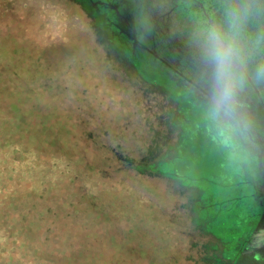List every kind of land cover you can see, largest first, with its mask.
Returning a JSON list of instances; mask_svg holds the SVG:
<instances>
[{"label":"rangeland","instance_id":"rangeland-1","mask_svg":"<svg viewBox=\"0 0 264 264\" xmlns=\"http://www.w3.org/2000/svg\"><path fill=\"white\" fill-rule=\"evenodd\" d=\"M178 3L123 0L110 7L127 14L130 27L150 29V36H144L160 52L136 32L138 42L228 102L214 52L208 46L198 49L197 41L194 48L183 41L181 21H189L177 18ZM85 7L77 0H0L1 61L24 63L39 55L43 67L72 68L69 83L74 90L68 95L74 108L68 119H74L77 110V128L89 131L87 139L73 149L86 148L84 155L55 153L49 146L3 148L0 264H56L57 255L81 249L85 242L95 248L101 245L103 257L117 259V246L122 245L119 233L134 223L135 243L126 241V247L135 244L138 251L125 256V261L152 264L147 248L153 237L162 249L180 247L175 255L168 251L181 260L170 264H210L203 256L211 254L209 248L219 241L201 230L209 224L203 209L212 206L207 195L199 193L202 186L210 188L208 178L217 180L207 173L210 167L227 175L230 163H240L239 150L232 149L238 145L236 128L217 110L214 100L159 59L157 68H141L144 73L138 74L133 34L118 42L110 32L109 25L118 21L116 12L102 6L101 15L100 7L90 3L91 20ZM23 44L26 58L18 49ZM219 55L224 54L219 51ZM194 124L207 133L195 135ZM188 136L195 137L196 143L203 139L201 145L207 150L186 148L184 152L182 141ZM37 142V137L29 140ZM124 160L129 169H117ZM170 160L185 168L191 177L188 183L194 184L148 168L161 166L166 171L173 166ZM92 197L97 199L96 207L90 204ZM134 217L135 222L130 221ZM212 228L222 231L219 222ZM112 234L117 238L110 239Z\"/></svg>","mask_w":264,"mask_h":264},{"label":"trees","instance_id":"trees-1","mask_svg":"<svg viewBox=\"0 0 264 264\" xmlns=\"http://www.w3.org/2000/svg\"><path fill=\"white\" fill-rule=\"evenodd\" d=\"M189 1L186 4L187 10L183 11L182 15H188L194 20L195 34L205 37L216 36L218 33L241 59L258 86L264 85V0H199V3L196 0ZM18 49L21 53L22 51L27 53L26 44L19 45ZM16 55L21 57L20 54ZM22 57L26 58L23 53ZM43 59L42 56L35 55V58L30 57L29 61L22 63L16 60L3 62L0 58V154L4 147L16 144L25 149L30 147L45 149L49 146L55 153L69 155L76 151L74 154L84 155L86 148H82L80 152L73 149L87 139L89 131L77 128L79 113L77 110L73 111L74 119H68L69 112L74 108L70 106L72 99L68 95L73 94L74 86L69 82L74 71L72 68H54L51 65L43 67L45 65ZM16 64L21 67H14ZM224 73L229 79L233 77V81L238 84L240 77L244 76L239 69L231 70L228 67L224 68ZM36 137L39 142L29 143L30 139ZM127 161L124 160L122 168H116L129 169ZM150 169L164 174L167 171L161 166L151 165ZM4 188L0 186L2 196ZM96 202V198L90 199V204L94 207L98 205ZM107 207L108 203H106ZM130 221L135 222V217L130 218ZM113 237L116 236L112 234L110 239ZM119 237L122 245L121 248L117 246L118 254L115 255L117 259L110 260L103 257L101 245L95 248L91 242H85L81 249L57 255L55 262L56 264H135L124 259L125 256H134L138 251L135 250V244L126 247V241L135 243V223L131 227L121 229ZM138 237L141 239L140 236ZM150 239L151 243L147 250L151 251L148 260L152 264H170L168 261L176 259L173 255L180 253L179 246L170 250L162 249L156 245L153 237ZM172 250L173 255L169 253ZM180 261L178 258L173 262Z\"/></svg>","mask_w":264,"mask_h":264},{"label":"flooded vegetation","instance_id":"flooded-vegetation-1","mask_svg":"<svg viewBox=\"0 0 264 264\" xmlns=\"http://www.w3.org/2000/svg\"><path fill=\"white\" fill-rule=\"evenodd\" d=\"M77 1H83L86 4V13L89 15L90 19L93 20L94 17L91 12L90 3L95 5L97 9L100 7L102 15L104 14L102 12V6H106L109 11H115L114 8L110 7V3H114L115 5L116 3H121L123 0ZM196 1L198 3L200 2L199 0ZM188 2L190 1L179 0L176 7L179 14L177 18L179 20L186 19L189 21L188 23L180 20L181 23H183L180 25V28L184 30L183 35L185 36L183 41L189 42V46L192 48L197 47L195 45L197 41L199 43L198 49L200 45L203 47L208 46L210 50H212V53L214 52V63L220 69L226 82V89H224L227 93L228 102L222 101L230 110L238 114L242 124L241 125L240 120L229 111L219 105L216 106L217 110L222 111L225 117H228L233 122L237 132L238 145L237 147L232 146V149L239 150L242 158L238 164L230 163L232 164V170L229 171L227 175L222 172H219V174L215 172L218 170V167H210L207 173H210L213 177H217V180L212 181L208 178L211 184L210 188L203 186L200 188L199 194L202 196L205 193L209 199V204L212 206L210 209H203V212H206L203 215V219L209 224H207V226L205 225L206 228H201V230L215 236L219 241L215 246L213 245L212 248H209L211 249V254L203 256V258L210 264H264V247H257L256 244L260 235L264 233V189L262 187L264 185V85L258 86L249 70L241 59L238 58L251 76L256 87L253 86L236 62L233 56L235 52L218 33H216L218 38L216 36L202 37L195 34L194 20L190 19L188 15H182L183 11L185 12L187 10L186 4ZM120 11H115L118 21L114 22L112 20L114 23L112 24L110 22L109 28L110 32L116 35L118 42L133 37L132 40L135 42V46L133 47L135 48V71L139 74L140 72L144 73L141 68H157L156 63L158 58L147 49L143 48L141 44L134 39V36H138L136 32H139L143 40L144 38L147 39L144 34L150 36L147 32H151V30L146 28L142 32V30L139 31L136 26L130 27L127 20L128 15ZM115 29H118V31ZM129 30H131V33H129ZM120 34L122 38H120ZM131 34H133V36H131ZM129 35L131 37H129ZM145 44L151 48L154 47V49L158 51V49H156V44L148 42V39ZM219 51L223 52L224 55L222 57L219 55ZM235 55L237 56V54ZM226 67L231 70L239 69L241 73H243L244 76L240 77V84L233 81V77L229 79L225 75L224 68ZM177 68L181 69L180 67ZM244 77L246 80H244ZM193 132L195 135H202L204 132V134L207 133V129H202L201 126H195ZM188 137L184 138L182 141V145L185 147L184 152L187 151L186 148L189 149V151L197 149L199 151L203 149L207 150L206 145H201L203 139L200 138V142L196 143L195 137ZM187 140L195 144L189 145V143H187V145H185ZM171 163L173 166L167 169L166 174L163 173L164 175L169 174L172 179L176 178L181 180L186 185L194 184L193 182L188 183L191 177L188 171H183L185 168H180L176 161L173 162L172 160H170L169 166ZM148 168H150V166ZM216 222L220 223L221 232L213 230L212 226H214Z\"/></svg>","mask_w":264,"mask_h":264},{"label":"water","instance_id":"water-1","mask_svg":"<svg viewBox=\"0 0 264 264\" xmlns=\"http://www.w3.org/2000/svg\"><path fill=\"white\" fill-rule=\"evenodd\" d=\"M135 39V36H134ZM137 41V40H136ZM140 43V42H139ZM141 44V43H140ZM141 46L145 49H147L150 53H152L154 56H156L160 61H162L164 64H166L170 69H172L173 71H175L177 74H179L182 78H184L187 82H189L190 84H192L195 88H197L200 92L204 93L205 95H207L209 98H211L212 100H214L219 106H221L222 108H224L225 110L229 111L231 114H233L234 116L237 117L238 120H240V117L238 116L237 113L233 112L232 110L229 109V107L222 101L220 100L215 94H213L212 92H210L209 90H207L202 84H200L199 82H197L196 80L192 79L190 77V75L186 74L185 72H183L181 69L179 70L177 67L173 66L171 63H169L166 59L162 58L161 56H159L157 53H155L151 48L147 47L146 45L141 44ZM234 58L236 59V62L238 63V65L240 66V68L242 69V71L246 74L247 78L249 79V81L253 84L254 87L255 84L251 78V76L249 75V73L247 72L246 68L244 67V65L242 64V62L238 59V57L233 53ZM240 124H241V120H240ZM242 125V124H241Z\"/></svg>","mask_w":264,"mask_h":264},{"label":"snow or ice","instance_id":"snow-or-ice-1","mask_svg":"<svg viewBox=\"0 0 264 264\" xmlns=\"http://www.w3.org/2000/svg\"><path fill=\"white\" fill-rule=\"evenodd\" d=\"M256 244H257V247H264V233L260 235Z\"/></svg>","mask_w":264,"mask_h":264}]
</instances>
